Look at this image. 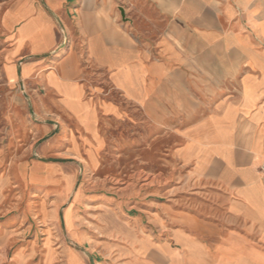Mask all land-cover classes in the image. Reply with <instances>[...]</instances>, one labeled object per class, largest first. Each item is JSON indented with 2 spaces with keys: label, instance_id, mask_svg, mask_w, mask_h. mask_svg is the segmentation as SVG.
Masks as SVG:
<instances>
[{
  "label": "crops",
  "instance_id": "crops-1",
  "mask_svg": "<svg viewBox=\"0 0 264 264\" xmlns=\"http://www.w3.org/2000/svg\"><path fill=\"white\" fill-rule=\"evenodd\" d=\"M0 102L26 136L0 147V264H264V0H0ZM62 114L97 145L103 117L170 123L179 199L57 208L72 175L27 156L78 150Z\"/></svg>",
  "mask_w": 264,
  "mask_h": 264
},
{
  "label": "rangeland",
  "instance_id": "rangeland-1",
  "mask_svg": "<svg viewBox=\"0 0 264 264\" xmlns=\"http://www.w3.org/2000/svg\"><path fill=\"white\" fill-rule=\"evenodd\" d=\"M19 93L23 95L26 90H19ZM6 103L4 102L3 111H0V129L2 130L0 131V147L5 149L7 157H11L25 146L26 136L13 131V124L6 121L9 114ZM19 103L28 114L27 102ZM62 115L61 118L60 116L51 118L49 122L52 128L51 136L60 137L65 135V132H71L78 141V150L75 153L65 151V145L58 142L54 145L51 154L45 158H38L31 143L30 153L27 156L28 160H46L58 164L62 166L65 174L72 175L73 182L68 192L65 191V183L61 180L53 182L52 186L47 188L57 208L68 196L76 194L79 190H82V193L89 196L92 201L109 199V204L112 203V205L104 207L105 210L113 209L117 204L120 210L128 211L127 203L130 199L128 193L133 189L140 190L142 196L147 195L148 201L154 198L163 201L171 198L179 199L180 193H174L168 197L161 195L169 190L172 184H177L173 180L178 179V175H173L174 172L169 170L173 162L172 147L175 145L169 130L170 123L140 124L103 117L98 124L103 143L97 145L92 142H82L81 128L70 116ZM144 125L148 126L146 132L145 128L141 127ZM13 132L19 137L17 144L11 141ZM139 132L147 134L146 146L137 141ZM95 203L97 202L93 204L96 205ZM85 208H87L86 205ZM115 210L119 209L115 208ZM87 211L89 217L92 216L89 208Z\"/></svg>",
  "mask_w": 264,
  "mask_h": 264
},
{
  "label": "water",
  "instance_id": "water-1",
  "mask_svg": "<svg viewBox=\"0 0 264 264\" xmlns=\"http://www.w3.org/2000/svg\"><path fill=\"white\" fill-rule=\"evenodd\" d=\"M121 15L123 16V12L121 13Z\"/></svg>",
  "mask_w": 264,
  "mask_h": 264
}]
</instances>
